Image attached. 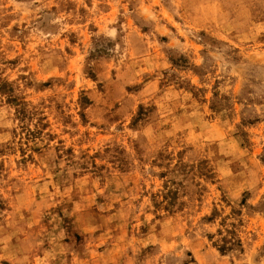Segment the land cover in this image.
Returning a JSON list of instances; mask_svg holds the SVG:
<instances>
[{"label": "rangeland", "instance_id": "374dc122", "mask_svg": "<svg viewBox=\"0 0 264 264\" xmlns=\"http://www.w3.org/2000/svg\"><path fill=\"white\" fill-rule=\"evenodd\" d=\"M0 264H264V0H0Z\"/></svg>", "mask_w": 264, "mask_h": 264}]
</instances>
